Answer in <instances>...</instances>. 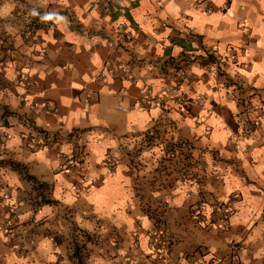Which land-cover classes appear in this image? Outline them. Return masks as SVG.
<instances>
[{"label": "crops", "instance_id": "obj_1", "mask_svg": "<svg viewBox=\"0 0 264 264\" xmlns=\"http://www.w3.org/2000/svg\"><path fill=\"white\" fill-rule=\"evenodd\" d=\"M152 135L190 151L189 178L145 196L172 232L165 264H264V0H0V161L49 187L33 201L0 165L20 213L0 264H85L70 240L87 234L95 264H153L130 165Z\"/></svg>", "mask_w": 264, "mask_h": 264}, {"label": "rangeland", "instance_id": "obj_2", "mask_svg": "<svg viewBox=\"0 0 264 264\" xmlns=\"http://www.w3.org/2000/svg\"><path fill=\"white\" fill-rule=\"evenodd\" d=\"M178 145H180V143ZM178 145L171 143L170 140L164 136L152 135L144 139L143 138H140L139 140L136 139V142L134 143L132 150H131L132 154L134 155V159L131 160L132 162L130 165L132 166V168L135 169L137 176H138V189L140 190V194L142 195L144 203H146L144 209L147 212H149L150 215L151 214L155 215L156 218L154 220L156 221L158 225L157 227L158 232H162L163 234L162 238H160V241H163L165 239V242H166L165 247H164L165 249H163L161 254L159 255L157 254L158 256L154 258L153 264H165L167 252L170 253V251H172L171 244L173 245V236L172 234H170L172 232L169 230L167 225H165V223L162 222L163 219L161 218V216H162L163 210H159V208L148 206L149 199L148 198L146 199L145 196L149 193L148 190L150 191L151 188H157V186H160V183H162L164 186L169 188L173 186V184L175 183V179L177 180L178 176L182 177L183 179L189 178V175L191 174L190 169H188L187 166H185L184 162L182 164L180 159H183V157L185 159L189 158L190 151L188 150L185 153V155L181 157L180 152L176 153L179 150ZM160 146H164V147L160 150ZM172 146L174 147L175 152L173 151ZM155 147H158V148L153 149ZM177 155H178V160H175L176 158L175 156ZM153 159H156V160H153ZM10 161L11 160L0 161V165L13 168L10 165ZM146 161H150L151 163L153 161L155 162H153L151 164V167H149ZM161 167H164L166 170L162 169ZM160 168L164 171L163 174H157ZM150 169L153 171V174L148 173ZM143 171L144 172L146 171V174L144 177H143L144 175ZM21 172L20 173L24 175L25 178H28L29 180H31L34 185L32 189H30L31 191L27 189L28 190L27 196L29 198H32L33 200L35 195L36 197L38 195H41L43 199H45L46 198L45 195L47 193L49 194L48 185L45 183H41L40 181H36L32 177L28 176L26 169L21 170ZM162 179H164V181ZM28 181H26L25 179L22 182L25 185H28L29 184ZM7 200H8V197L6 196V194L3 197L2 196L0 197V226H2V222L8 218L16 220V221H18V219L20 218V213L18 211H14V209L10 207V204H7ZM4 229L9 230V228L6 226L4 227ZM39 233L41 234L43 232L39 231ZM117 236H118V239L116 241V245H117L116 247L121 252V249L127 248V246H130V244L125 243V241L121 239L120 235H117ZM95 238L97 239V237ZM95 238L91 237L89 234H87L85 238L72 237L70 240L72 257H75V255L79 257H84V259L81 262L83 263L85 262V264H95L96 262V258L94 257L95 251L96 252L100 251L97 248L98 243ZM48 242L50 243V241ZM104 242L105 241H103V244H104L103 248L106 247ZM159 245H160L159 247L163 248L161 246L162 244H159ZM82 252L85 253L86 256L81 255ZM119 264H143V263L141 261L127 262V260H122L119 262Z\"/></svg>", "mask_w": 264, "mask_h": 264}, {"label": "built area", "instance_id": "obj_3", "mask_svg": "<svg viewBox=\"0 0 264 264\" xmlns=\"http://www.w3.org/2000/svg\"><path fill=\"white\" fill-rule=\"evenodd\" d=\"M178 86H179V83H178V80H176L174 86L171 88L170 95H171V97H173V98L176 99V102L177 103L178 102L179 103H182V96H181L182 93L180 92ZM167 96H168V94L167 95L164 94V97H167ZM149 101H151V102H155L156 101L157 102V98H155V99L151 98V99H149ZM110 163H111V165H114L115 164V160L110 161ZM162 236H163L162 232H157V234L155 236V240L157 239L158 242H159L160 241V238H162ZM162 247L164 248V246H162ZM238 263H239V256H238V254L237 253H232L231 260H230V264H238Z\"/></svg>", "mask_w": 264, "mask_h": 264}, {"label": "trees", "instance_id": "obj_4", "mask_svg": "<svg viewBox=\"0 0 264 264\" xmlns=\"http://www.w3.org/2000/svg\"><path fill=\"white\" fill-rule=\"evenodd\" d=\"M173 147V146H172ZM173 151L175 152V149L173 147ZM10 165L15 169V170H18L21 172V170H25L26 169V166L22 165L21 163H18V162H14V161H10ZM162 169H165L164 167H161ZM159 169V172L157 174H163L164 171L162 169ZM166 170V169H165ZM22 173V172H21ZM163 177V175H162ZM164 180V179H162ZM151 216L155 219V215L154 214H151ZM158 230H156L154 233H153V237H154V248H155V255H154V258H156V256H158L159 254H161V252L163 251V249L165 248H161L159 247L160 245L159 244H162L161 246H164L165 247V239L163 241H161L160 243L158 242V240L156 239L155 240V236L157 234ZM160 238V237H159ZM159 247V248H158ZM158 254V255H157Z\"/></svg>", "mask_w": 264, "mask_h": 264}]
</instances>
